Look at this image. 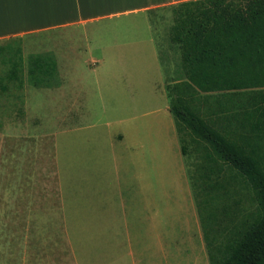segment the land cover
I'll return each mask as SVG.
<instances>
[{"label":"crops","instance_id":"crops-1","mask_svg":"<svg viewBox=\"0 0 264 264\" xmlns=\"http://www.w3.org/2000/svg\"><path fill=\"white\" fill-rule=\"evenodd\" d=\"M190 1L198 0H0V41L19 38L21 46L27 35H58L52 52L57 84L25 81L24 128L0 133V243L6 239L0 264H209L197 200L181 176L184 155L158 52L172 9ZM155 14H163V21ZM128 15L147 22L146 37L131 35L124 43L151 47L159 73L149 87L166 99L155 110L162 120L135 113L105 122L113 127L99 133L90 120L67 115L48 132L28 92L79 105V98L68 96L76 80V63L69 61L76 50L73 31H83L89 41L87 25ZM80 76L81 94L88 85ZM124 78L127 86L135 82Z\"/></svg>","mask_w":264,"mask_h":264},{"label":"trees","instance_id":"trees-1","mask_svg":"<svg viewBox=\"0 0 264 264\" xmlns=\"http://www.w3.org/2000/svg\"><path fill=\"white\" fill-rule=\"evenodd\" d=\"M171 14L168 39L183 79L166 86V98L177 135L199 147L205 196L197 207L208 263L264 264V0L190 1ZM0 51V81L18 89L24 81L57 84L51 54H29L24 65L19 38ZM243 187L255 205L237 221Z\"/></svg>","mask_w":264,"mask_h":264},{"label":"rangeland","instance_id":"rangeland-1","mask_svg":"<svg viewBox=\"0 0 264 264\" xmlns=\"http://www.w3.org/2000/svg\"><path fill=\"white\" fill-rule=\"evenodd\" d=\"M152 16L154 18L159 17L160 21H163L165 17L163 14ZM170 19L172 21V14ZM145 24H147L145 16L141 15L101 20L86 26L89 41L84 40L83 31H73L76 50L72 49L74 52L69 54V61L76 63L71 70L74 73L73 80H76L73 81V88L69 89L68 96L72 99L79 98V105L74 107V102L67 104L64 103L63 99L57 101V98V103H55V100L50 99V97L47 99L45 95L36 94L40 90L33 88L27 94L29 104L39 114L43 127L47 128L48 132L54 133L57 119L67 115L71 118L83 117V119L90 120L96 126L93 130L99 133H105V129L113 127H105V122L119 121L135 113L142 112L146 118L153 117L159 121L162 120L160 119L161 116H156L155 110L160 109L161 104L166 99L164 96V98L157 96L149 87V83L157 79L159 73L158 66L150 54L151 47L126 45L124 43L129 41L131 35L146 37ZM130 25L138 26L129 29ZM62 32L70 33L72 30ZM164 33V41L158 46L159 60L164 73V83L172 85L174 81L183 79V72L177 46L169 42L168 31ZM57 39L58 35L55 32L36 33L24 37L21 45L24 65H26L29 54L47 53L52 55V52L57 49L55 45ZM4 44L6 41H0V48ZM3 55H5L4 51H0V79L6 70ZM120 55L124 58H120ZM93 59L97 62H93L96 63L94 67L91 66L92 62H89ZM87 61L89 63L84 66L83 63ZM92 70L96 71V74L87 73ZM81 73H83L82 80L86 79L88 87L85 92L82 91L80 94L76 82L80 81ZM125 76H129L128 79L135 81L134 84L127 86L124 81ZM102 77L105 78L102 79ZM99 80L107 81L108 86H97ZM137 82H143L144 86L136 85ZM3 85L5 89H1ZM26 87L29 85L25 81L22 89H18L15 85L4 80L0 81V133L13 132V129L22 131L24 128V89ZM66 105H70L71 109H68L69 107ZM178 138L179 144L185 147L184 171L181 176L187 181L193 199L195 197L200 203L204 200L205 195L202 190H199L202 181L197 171L201 157L199 147H196L192 140L182 133L179 134ZM162 176L161 173V178ZM233 185L236 187L240 183ZM238 191L236 209L240 217L237 221L242 220V217L254 210L255 205L245 187L239 188ZM4 242L6 243V239H2L0 245H4Z\"/></svg>","mask_w":264,"mask_h":264}]
</instances>
